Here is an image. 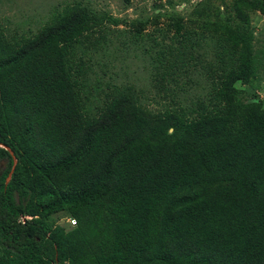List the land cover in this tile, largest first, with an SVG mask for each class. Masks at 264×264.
<instances>
[{
  "label": "trees",
  "instance_id": "16d2710c",
  "mask_svg": "<svg viewBox=\"0 0 264 264\" xmlns=\"http://www.w3.org/2000/svg\"><path fill=\"white\" fill-rule=\"evenodd\" d=\"M211 2L168 0L129 23L71 1L13 35L0 23V264H264V41L251 24L264 0ZM108 23L132 26L125 43L159 62L165 95L191 63L210 71V104L153 112L133 83H90ZM206 33L215 64L199 54Z\"/></svg>",
  "mask_w": 264,
  "mask_h": 264
},
{
  "label": "rangeland",
  "instance_id": "374dc122",
  "mask_svg": "<svg viewBox=\"0 0 264 264\" xmlns=\"http://www.w3.org/2000/svg\"><path fill=\"white\" fill-rule=\"evenodd\" d=\"M71 1H81L98 12L109 13L122 20L129 21V23L149 16L152 17L154 10H156L154 7L156 4H165L166 8H170L168 0H0V23L9 29L8 34L13 35L17 32L19 22L31 17L34 18L35 22L45 21L54 6L56 7L58 4H65ZM174 1L177 6L176 8L169 9V12H173L176 9L186 12L193 4L204 0ZM213 3L211 2V12L217 5L221 4V0H214ZM220 10L223 11L224 7H220ZM161 21L165 22L166 20ZM129 23H122L117 26L113 23L107 24L110 26L106 32L109 38L107 44L105 47H101L99 51L92 49L95 57L92 59L91 64H94L92 62H96L97 64L93 66V71L89 73L90 83L95 82L98 77H102L104 81L113 83H133L136 86L141 103L153 112H165L166 109L174 110L176 104L173 101H176L183 109L190 112L191 116H197V113L192 112V109L197 108V105L195 106L194 104L198 98L210 104L208 91L211 90V83L213 82L210 71H203L199 65L195 67L197 64L191 63L190 65L193 66L190 68V70L193 68L192 73L190 71L189 75H178L176 78L177 85L175 86V83L169 84L170 89H174V91L170 95H165L162 88L159 89L154 86V84H157L155 73L157 72L156 66L159 62L153 60L152 57L149 58L150 55L144 53V44L140 48L134 47V45L128 46L125 43L127 42L126 31L132 30V26H129ZM251 24L254 32L253 43L257 50L261 48L264 41V15L254 14ZM161 26L165 27V24ZM195 29L199 34H203L206 31L198 27V25ZM150 31H153L151 24L146 27L145 32ZM157 39L166 45L171 42L170 39H164L159 34H157ZM200 42V46L203 47L199 53L201 58L211 60L215 64L218 57L216 51L219 48L216 46L213 36L206 33ZM107 48V53L110 56L107 53L105 54L104 50ZM196 49L197 46H195ZM104 64H108V67H104ZM106 71L110 73L105 75ZM239 86L245 87L243 84H239ZM258 93L264 98V83ZM4 164L5 162H0V168ZM68 221L72 225L74 224V221L69 218L62 219L61 222Z\"/></svg>",
  "mask_w": 264,
  "mask_h": 264
},
{
  "label": "clouds",
  "instance_id": "9594fccd",
  "mask_svg": "<svg viewBox=\"0 0 264 264\" xmlns=\"http://www.w3.org/2000/svg\"><path fill=\"white\" fill-rule=\"evenodd\" d=\"M23 217H24V221H25L26 218H31V216H22L21 220L23 219ZM22 221H23V220H22ZM24 221H23V222H24Z\"/></svg>",
  "mask_w": 264,
  "mask_h": 264
},
{
  "label": "built area",
  "instance_id": "2783aa9c",
  "mask_svg": "<svg viewBox=\"0 0 264 264\" xmlns=\"http://www.w3.org/2000/svg\"><path fill=\"white\" fill-rule=\"evenodd\" d=\"M23 221H24V217H23V219H22Z\"/></svg>",
  "mask_w": 264,
  "mask_h": 264
}]
</instances>
